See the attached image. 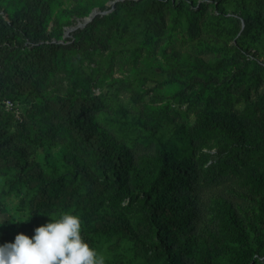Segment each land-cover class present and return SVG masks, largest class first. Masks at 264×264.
I'll use <instances>...</instances> for the list:
<instances>
[{
  "label": "trees",
  "instance_id": "trees-1",
  "mask_svg": "<svg viewBox=\"0 0 264 264\" xmlns=\"http://www.w3.org/2000/svg\"><path fill=\"white\" fill-rule=\"evenodd\" d=\"M88 3L89 8L82 11L79 1L71 13L62 8L61 0H0V101L27 100L25 113L11 132L4 123L8 115L0 111V173H11L10 192L22 186L30 191L25 202L28 218L9 231L0 228V246L14 243L15 237L27 230L35 232L45 216L65 209L83 214L81 235L90 247L94 248L89 233L92 225L95 235L112 232L128 240L139 264H161V260L164 264H184L182 260H192V264H264V260L258 262L264 251V99L253 104L252 119L240 121L228 106L231 94L225 83L241 72L236 61L241 52L231 53L232 47L210 48L221 56L204 62L175 49L160 48L161 61L155 62L168 75V89H192L203 110L184 134L188 138L176 146L162 129L169 119L170 103L143 104L137 126L142 141L154 144L155 151L135 164L123 145L94 118L101 108L100 95H94L96 81L111 77V67L96 78L88 73L76 94H51L48 88L57 75L71 80L76 66L91 61L98 46L106 49L107 41L98 32L115 24L121 13L160 24L163 13L169 11L174 20L185 17L193 38L199 12H182L171 0L125 2L116 4L107 15L94 16L70 39L61 41L63 29L73 17H87L94 6L103 8L102 3ZM263 4L264 0L256 1L258 11ZM243 22L245 33L254 34L257 21L247 17ZM175 26L168 25L170 30ZM245 87L248 90L249 84ZM148 92L134 90L133 97L141 100ZM55 136L68 139L79 155L94 160V167L66 155L72 181L41 173L33 154ZM207 137L216 139L219 162L202 170L191 156L195 155L194 139L202 142ZM232 172L242 177L246 186L240 213L231 201L217 196L218 230L197 233L191 207L197 194L195 183L201 180L212 187ZM134 192L140 199L130 219L117 206L126 198L132 202Z\"/></svg>",
  "mask_w": 264,
  "mask_h": 264
},
{
  "label": "rangeland",
  "instance_id": "rangeland-1",
  "mask_svg": "<svg viewBox=\"0 0 264 264\" xmlns=\"http://www.w3.org/2000/svg\"><path fill=\"white\" fill-rule=\"evenodd\" d=\"M61 1L62 8L71 13L79 1L83 4L82 11L89 8V0ZM91 1L102 3L103 8L94 6L90 13L103 16L112 12L116 4L137 0ZM171 1L173 6H179L182 12L185 9L199 12L198 30L193 38L188 34L185 17H177L174 20L169 11L163 13L160 24L158 22L149 24L137 15L129 16L121 13L120 19L115 24L106 29L100 28L98 32V35L107 41L106 49L102 50L101 46H98L91 61L76 66L71 80L62 79V75H57L48 88L51 94L73 95L79 90L80 80L88 73H92L96 78L111 67V77L104 82L96 81L97 88H94V95H100L101 108L94 113V118L116 143L123 145L135 164L155 151L154 144H146L142 141L137 126L143 104L161 105L167 101L170 103L169 119L163 123L162 129L176 146H180L188 138L184 137V134L194 124L197 114L203 110V103L198 102L191 94L192 89H168L165 82L168 75L161 71L155 62L161 61V47H165L168 51L175 49L204 62L214 61L221 56L220 52H212L210 48L232 47L231 53L240 51L242 56L237 57L236 61L241 72L238 71L237 77L225 82L226 90L231 94L228 102L231 113L238 120L248 122L254 117L253 104L264 99V4L262 10L258 11L255 5L258 0H224L222 5L216 4L213 0H195V3L191 0ZM247 17L257 21V28L251 35L244 31L243 20ZM84 18L73 17L71 24L64 27L61 41L70 39L75 30L83 29ZM173 23L176 26L170 30L168 25ZM151 35L154 39L148 38ZM72 81L75 82L74 85L71 84ZM247 83L248 90L245 87ZM145 89L149 92L144 98L136 100L133 97L134 90ZM26 107L25 98L0 101V111L8 115L4 123L10 132L18 125ZM194 147L195 155L191 158L197 167L205 170L210 164L216 165L219 162V157L215 155L217 147L215 138L207 137L202 142L194 139ZM66 155L82 160L88 167H94V160L79 155L73 144L61 136H55L52 142L38 147L33 158L41 173H51L72 181L74 179L71 175L72 166L65 160ZM11 179L12 175L9 171L0 173V228L7 231L12 229L13 225L22 223L28 218L25 202L30 195L26 186L18 187L16 192H10L7 183ZM195 188L197 194L191 207L195 209L193 220L197 233L203 230H218L220 216L217 196L231 201L234 205L233 209L238 213H240L239 207L244 205L240 203L243 200L241 194L246 192V186L243 178L236 173L225 174L220 182L212 187L202 184L200 180L195 183ZM135 193L132 202L126 198L117 206L121 213L130 219L136 213L140 199ZM108 202L111 203V200ZM59 213H70L79 216L80 219L83 217V214L75 210L57 209L40 220V227L52 222L49 217L51 214H56L58 218ZM81 221L83 226L84 221L82 219ZM92 227L91 225L89 233L93 235L94 249L105 257V264H139L140 258L133 253L128 240L112 232L95 235ZM25 235L31 238L35 232L27 230ZM262 255L258 258L259 263L264 260V251ZM182 262L192 264V260H182ZM160 263L164 264V261L161 260Z\"/></svg>",
  "mask_w": 264,
  "mask_h": 264
},
{
  "label": "clouds",
  "instance_id": "clouds-1",
  "mask_svg": "<svg viewBox=\"0 0 264 264\" xmlns=\"http://www.w3.org/2000/svg\"><path fill=\"white\" fill-rule=\"evenodd\" d=\"M52 222L35 229L29 238L0 246V264H105V257L81 235L82 221L70 213L51 214Z\"/></svg>",
  "mask_w": 264,
  "mask_h": 264
},
{
  "label": "water",
  "instance_id": "water-1",
  "mask_svg": "<svg viewBox=\"0 0 264 264\" xmlns=\"http://www.w3.org/2000/svg\"><path fill=\"white\" fill-rule=\"evenodd\" d=\"M94 16H95L94 13H90L87 17H85V18L83 19V21H84V25H86L87 23H89V22L93 19Z\"/></svg>",
  "mask_w": 264,
  "mask_h": 264
},
{
  "label": "built area",
  "instance_id": "built-area-1",
  "mask_svg": "<svg viewBox=\"0 0 264 264\" xmlns=\"http://www.w3.org/2000/svg\"><path fill=\"white\" fill-rule=\"evenodd\" d=\"M7 101H9V100H7Z\"/></svg>",
  "mask_w": 264,
  "mask_h": 264
}]
</instances>
